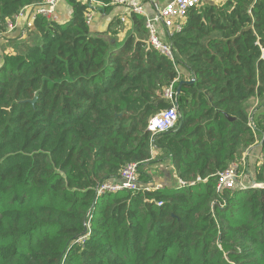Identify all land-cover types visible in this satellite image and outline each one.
<instances>
[{
    "label": "trees",
    "instance_id": "trees-1",
    "mask_svg": "<svg viewBox=\"0 0 264 264\" xmlns=\"http://www.w3.org/2000/svg\"><path fill=\"white\" fill-rule=\"evenodd\" d=\"M66 1L68 22L37 16L39 43L0 62V264H264V189H218L233 164L246 174L241 155L257 143L252 180L264 183V116L247 107L264 104V0L190 10L172 61L149 46L143 16L130 15L122 41L105 39ZM39 2L0 0V35ZM181 70L194 83L180 120L152 136ZM160 163L177 189L95 193L130 164L150 186Z\"/></svg>",
    "mask_w": 264,
    "mask_h": 264
},
{
    "label": "built area",
    "instance_id": "built-area-1",
    "mask_svg": "<svg viewBox=\"0 0 264 264\" xmlns=\"http://www.w3.org/2000/svg\"><path fill=\"white\" fill-rule=\"evenodd\" d=\"M38 5H34L23 9L16 17L14 23L8 22L6 24V30H13L16 25L25 21L26 30H32L35 18L37 16L46 19L49 22L60 23L57 15V6L59 0H39ZM81 4H84L87 8L84 15V20L87 25L90 24L92 14L91 10L95 6L102 7L101 4L95 0H77ZM204 0H170L162 9L156 8V13L149 16L145 11L143 0H112V7H125L128 14L140 15L145 18V29L147 31V42L152 50L158 54L173 60L172 44L170 42V36L173 32H180L186 23L187 15L190 10L200 7ZM29 10V11H27ZM124 22V19H121ZM162 24L168 31V35L163 38L159 31V25ZM173 85L165 91V98L171 103L170 106L156 116L152 117L147 124V131L155 136L157 134L168 132L173 129L180 120V114L175 107V93L173 92ZM237 165H232L228 170L219 174L218 189H264V183H254L253 180L248 183H244L242 179H245V175H237ZM137 166L130 164L126 166L117 182H104L95 187V193L102 195L106 193H118L120 191L136 192L141 188L145 191H152L159 188V186L152 187L148 185L141 186L137 178ZM179 185L184 187V183L179 182Z\"/></svg>",
    "mask_w": 264,
    "mask_h": 264
},
{
    "label": "crops",
    "instance_id": "crops-1",
    "mask_svg": "<svg viewBox=\"0 0 264 264\" xmlns=\"http://www.w3.org/2000/svg\"><path fill=\"white\" fill-rule=\"evenodd\" d=\"M169 1L170 0H143V5L145 6V11L147 12V14L149 16H152L154 13H156V8L159 10L162 9V7ZM211 1L215 2V0ZM90 14H92V18L88 26L91 32L93 34H99L105 39H111L112 37H115L117 41H122L132 28L130 15L128 14L125 7H112L108 11H105L103 7L95 6L91 10ZM57 15L59 16L60 23L68 22L72 18V9L67 4L66 0H59L57 6ZM121 19H124V22H121ZM118 22H120L119 25L117 24ZM30 31L31 30H26L25 21H21L16 25L13 30L7 31L5 28V32L0 35V40H7V38L23 39L25 37V34L30 33ZM159 31L161 36L166 39L168 31L164 28L162 24L159 25ZM181 75L185 79L189 80L188 74L185 70H181ZM247 107L249 109L250 114H255L256 116H264V104H261L258 100L250 99L247 103ZM261 159L262 155L260 143L255 144L253 147L245 150L242 153L241 161L243 163V168L245 169L246 178H249L252 181L253 176L255 174V168L256 166H259L261 164ZM165 169L166 171H168L169 168L166 167ZM173 177L175 179V176ZM158 182L162 186H173V183L167 181L166 176L164 177V179L159 178ZM175 183L177 184V182Z\"/></svg>",
    "mask_w": 264,
    "mask_h": 264
},
{
    "label": "rangeland",
    "instance_id": "rangeland-1",
    "mask_svg": "<svg viewBox=\"0 0 264 264\" xmlns=\"http://www.w3.org/2000/svg\"><path fill=\"white\" fill-rule=\"evenodd\" d=\"M213 1L211 0H204L203 4L211 3ZM59 17V16H58ZM124 29V28H123ZM6 38V37H5ZM39 43V38H37L35 35H33L31 32L28 34H25V37L23 39H2L0 40V61L2 59L3 54L5 53H11V54H21L24 53V50L33 45H37ZM168 108V106L163 107L162 110ZM161 110V111H162ZM168 171H166V166L164 163H160L159 165H153L152 167H149L146 171V174L150 177L151 183L150 186L156 187L160 186L161 184L158 182L159 178L164 179V177H167V181L173 183V187L177 189L176 181L174 179V172L170 165ZM169 172V174H168ZM163 174V175H162ZM243 182L246 184L249 181H251L249 178L242 179Z\"/></svg>",
    "mask_w": 264,
    "mask_h": 264
},
{
    "label": "water",
    "instance_id": "water-1",
    "mask_svg": "<svg viewBox=\"0 0 264 264\" xmlns=\"http://www.w3.org/2000/svg\"><path fill=\"white\" fill-rule=\"evenodd\" d=\"M193 83H194L193 79L178 82V86H177L176 91H175V107H176L177 111H178V97L180 95L182 86L192 85ZM228 120L232 121L233 119L228 118ZM84 233H86V231Z\"/></svg>",
    "mask_w": 264,
    "mask_h": 264
}]
</instances>
